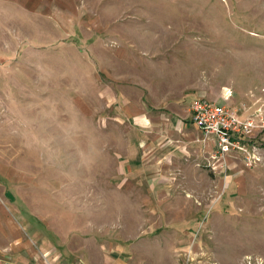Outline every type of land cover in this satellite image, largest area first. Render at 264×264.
I'll return each instance as SVG.
<instances>
[{
    "label": "rangeland",
    "instance_id": "obj_1",
    "mask_svg": "<svg viewBox=\"0 0 264 264\" xmlns=\"http://www.w3.org/2000/svg\"><path fill=\"white\" fill-rule=\"evenodd\" d=\"M197 98L264 106V0H0V264H264V140L153 145Z\"/></svg>",
    "mask_w": 264,
    "mask_h": 264
},
{
    "label": "built area",
    "instance_id": "obj_2",
    "mask_svg": "<svg viewBox=\"0 0 264 264\" xmlns=\"http://www.w3.org/2000/svg\"><path fill=\"white\" fill-rule=\"evenodd\" d=\"M189 111L193 124L215 142L216 150L207 159L215 175L228 176L234 154L243 156L248 166L259 161V149L251 143L258 137L264 140V106L245 114L226 104L197 98Z\"/></svg>",
    "mask_w": 264,
    "mask_h": 264
},
{
    "label": "crops",
    "instance_id": "obj_3",
    "mask_svg": "<svg viewBox=\"0 0 264 264\" xmlns=\"http://www.w3.org/2000/svg\"><path fill=\"white\" fill-rule=\"evenodd\" d=\"M245 114H249V113H245ZM189 117H187L188 119H186V121L184 122V119L182 120V118H179L175 120V117L172 116L170 119V124H167L166 128H161V130L164 131L166 137L162 139L159 138L156 141H152L153 145L161 146L163 141L165 142L167 141L165 143V146L167 147L171 145L174 146L176 141H182V143L189 146L195 144V146H198V150H199L197 153L199 155H203L205 159L206 155L211 154L216 150L215 142L213 139L206 138L203 132L193 124L191 120L190 111H189ZM189 130H192V133L188 132ZM177 133L179 134V138H174L172 135H177ZM195 137H198V139L204 138V140L198 141L197 143V140H194ZM139 143L140 141L131 143L132 149L130 155L132 156V158H130L129 160L141 162L142 161L141 155L144 153V150L142 149L144 147H145V153H149L151 155L153 154L154 148H151L152 145H150L148 141H141V143L140 144ZM207 148H209L210 153L206 152ZM171 253H173L172 255H175L176 253H181V251L172 250ZM87 254L89 257H92L96 254L98 255V257H102L103 261L101 262V264H140L136 262L138 253L132 249L126 250L120 247L118 249H104L103 251H97V253L96 252L91 253L88 251ZM71 255H78L80 257L86 256L84 251H81V253L79 251L73 252L71 253ZM60 256L62 257L63 255L61 254Z\"/></svg>",
    "mask_w": 264,
    "mask_h": 264
}]
</instances>
